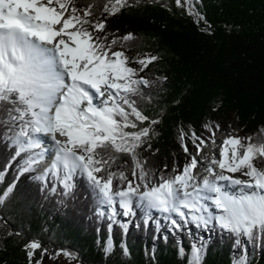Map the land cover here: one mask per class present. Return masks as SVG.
Here are the masks:
<instances>
[{
    "label": "snow or ice",
    "instance_id": "6c2138e0",
    "mask_svg": "<svg viewBox=\"0 0 264 264\" xmlns=\"http://www.w3.org/2000/svg\"><path fill=\"white\" fill-rule=\"evenodd\" d=\"M184 3L189 15L202 19L193 0ZM129 6V0L83 5L77 0H0V139L14 149L5 168L17 169L0 193V204L20 177L47 164L31 177L42 182L41 191L59 190L69 198L77 179L84 180L95 214L109 221L110 233L116 224L128 231L130 221L121 223L118 216L134 217L140 210L147 224L155 211L173 230L190 224L210 231L218 227L243 249L234 264H247V244L264 239V167L256 163L264 164V127L245 137L227 135L211 157L205 154L208 140L180 129L185 162L168 175L146 168L140 150L151 149L160 121L146 115L140 102L151 99L148 89L157 81L145 73L159 57L129 56L124 45L136 35L109 34L108 17ZM204 127L215 144L211 138L219 125ZM4 179L0 170V182ZM59 203L66 206L64 199ZM155 222L159 229V219ZM113 247L109 236L105 253ZM203 248L193 244L188 264H201ZM22 250L27 264L76 259L70 250H50L38 238L26 241ZM179 252L184 254L182 246ZM123 253L129 254L126 246Z\"/></svg>",
    "mask_w": 264,
    "mask_h": 264
},
{
    "label": "trees",
    "instance_id": "16d2710c",
    "mask_svg": "<svg viewBox=\"0 0 264 264\" xmlns=\"http://www.w3.org/2000/svg\"><path fill=\"white\" fill-rule=\"evenodd\" d=\"M88 2L92 0H77L78 5ZM181 3L183 6L175 0H129V7L107 20L110 35H136L135 41L124 45L126 54L159 57L145 73L157 81L148 89L151 99L140 102L146 115L160 121L151 149L140 150L147 160L145 167L157 175L171 174L173 167L185 162L180 129L206 138L205 124L219 125L215 134L221 130L229 134L236 120L240 137L264 127V0H193L202 19L189 15L188 5L184 0ZM186 141L191 147L190 136ZM8 144L0 139V170L5 172L0 193L17 175L15 166L5 168L14 152ZM38 174L20 177L0 204V264H27L22 248L32 238L40 239L50 250H70L76 254L77 264H188L193 244L204 245L201 264H234L243 254L242 248L233 246L234 238L218 227L211 231L191 224L182 231L170 227L165 235L156 219L145 224L140 210L126 233L119 224L110 233L109 221L95 214L84 180L78 178L73 196L64 198L59 190L55 194L41 191L42 182L31 178ZM62 199L66 206L59 203ZM9 231L21 235H8ZM109 236L114 247L106 254ZM247 264H264V239L247 244Z\"/></svg>",
    "mask_w": 264,
    "mask_h": 264
},
{
    "label": "rangeland",
    "instance_id": "374dc122",
    "mask_svg": "<svg viewBox=\"0 0 264 264\" xmlns=\"http://www.w3.org/2000/svg\"><path fill=\"white\" fill-rule=\"evenodd\" d=\"M232 124H233V131H231L229 134H231V135H233V136H238L240 133H241V128L238 126V124H237V122H236V120H233L232 121ZM229 134H226V132L225 131H223V130H221V131H218L216 134H215V136L214 137H212L211 139H214L215 141H216V145L218 144V146L217 147H219V145H220V143H219V139L220 140H222L223 141V139H224V136L226 135H229ZM218 140V141H217ZM215 144H212L211 143V140L209 139V144H208V148L206 147V150L207 149H211V148H213L211 145H215ZM210 152V154H208V156L209 157H211L212 155H213V152H212V150L211 151H209ZM202 170V169H201ZM237 175L239 176L240 174L239 173H237ZM152 215H153V218L154 219H159V230H160V232L162 233L163 232V234H165V235H167V231L168 230H170L169 228L171 227V225H170V222H167L166 220H164L163 218H161L160 217V214L158 213V212H155V211H153V213H152ZM135 217V216H134ZM118 220H120L121 222H129V221H131L132 219H133V217H124V216H118V218H117ZM169 223V224H168ZM58 262H62V263H64V264H77L78 263V261L75 259V260H72L71 262H69V261H67L66 260V258H63V257H61L59 260H58ZM49 263H51V261H48V264Z\"/></svg>",
    "mask_w": 264,
    "mask_h": 264
},
{
    "label": "bare ground",
    "instance_id": "6f19581e",
    "mask_svg": "<svg viewBox=\"0 0 264 264\" xmlns=\"http://www.w3.org/2000/svg\"><path fill=\"white\" fill-rule=\"evenodd\" d=\"M225 137H226V135L224 136V138H225ZM217 141H218V140H217ZM219 143L221 144V143H222V140H220V139H219ZM211 146L213 147V148L211 149V150H212V152H214V151H217V150H218V147H217V146H218V144H217V145H216V144H215V145H211ZM46 147H48V146H46ZM205 151H206V150H205ZM205 154H206V153H205ZM217 158H218V156H217ZM205 163H206V162H205ZM201 171H202V170H201ZM236 175H237V174H236ZM117 218H118V217H117ZM153 219H154V218H153ZM151 221H152V220H150L149 222H151ZM149 222H148V223H149ZM167 222H169V221H167ZM168 224H169V223H168ZM159 227H160V226H159ZM159 231H160V230H159Z\"/></svg>",
    "mask_w": 264,
    "mask_h": 264
}]
</instances>
